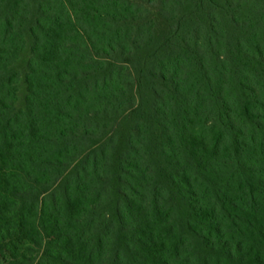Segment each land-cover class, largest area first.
Returning a JSON list of instances; mask_svg holds the SVG:
<instances>
[{"label": "trees", "instance_id": "16d2710c", "mask_svg": "<svg viewBox=\"0 0 264 264\" xmlns=\"http://www.w3.org/2000/svg\"><path fill=\"white\" fill-rule=\"evenodd\" d=\"M0 264H264V0H0Z\"/></svg>", "mask_w": 264, "mask_h": 264}, {"label": "rangeland", "instance_id": "374dc122", "mask_svg": "<svg viewBox=\"0 0 264 264\" xmlns=\"http://www.w3.org/2000/svg\"><path fill=\"white\" fill-rule=\"evenodd\" d=\"M203 18H200V19H202L203 22H206L205 18L204 19ZM166 26L167 25L162 26L160 22L157 23L158 28H157L156 32L158 33V36L153 41V44H158L160 42V40H158V38L161 37L162 31L164 28H166ZM29 53H30V49L28 46L25 53H23L21 55L19 63H18V70L22 73L21 80L19 83L20 92H19V98H18V108H20V109L24 108L25 98L27 97V86H26L25 81H24V76L26 73L27 62L29 60ZM134 121H132V119H129V121H125L123 123V125L120 126V128L116 132L117 146H116L115 150H116L117 155L124 148V141L126 139V136L128 134L129 129L134 125ZM114 164H115V169H116V166H117L116 159H114Z\"/></svg>", "mask_w": 264, "mask_h": 264}]
</instances>
